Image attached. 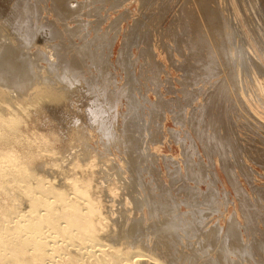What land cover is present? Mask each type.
Segmentation results:
<instances>
[{"label": "bare ground", "instance_id": "bare-ground-1", "mask_svg": "<svg viewBox=\"0 0 264 264\" xmlns=\"http://www.w3.org/2000/svg\"><path fill=\"white\" fill-rule=\"evenodd\" d=\"M125 1L110 0L111 7H121ZM164 1L160 5L166 8ZM158 2L140 0L142 7ZM106 3L12 0L8 11L0 9V264H264V201L263 205L254 202L251 194L256 189L263 199L264 186H254L251 180L250 192L236 170L240 166L253 173L244 154L254 144L246 146L244 130L238 129L236 111L241 108L231 102L230 81L225 85L222 77L219 83L217 78L210 81L221 76L224 66L220 64L226 63L214 55L220 50L214 46L213 54L204 31L197 30L194 41L192 23L191 29H181L193 20L183 3L170 25L160 31V38L148 24L160 7V11L149 9L152 14L132 15L127 8L110 16L102 12ZM129 17L133 22L125 27ZM204 23L207 27L205 19ZM46 27L51 40L47 38L42 46L37 37ZM227 33L232 37V31ZM248 63L243 67L249 74ZM168 66L183 73L174 76ZM119 68L124 72L122 81L116 72ZM228 72L226 77H231ZM147 79L156 98L147 95ZM237 84H231L235 93ZM82 97L88 100L84 98L89 122L77 117L81 114L74 115L71 137L47 124L48 117L43 121L39 116L46 102L68 101L75 106ZM250 108L257 118L264 117V111ZM244 112L242 116L248 118ZM169 114L176 124L187 126L165 128L162 122ZM164 130L181 148L178 154L156 149L162 141L158 134ZM196 138L201 139L203 152ZM257 149L253 159L264 168V147ZM219 167L234 190V206L224 228L209 219L220 206L221 188L210 185L220 177ZM201 182L209 184L210 191ZM222 184L227 195L230 190ZM256 216H260L257 221Z\"/></svg>", "mask_w": 264, "mask_h": 264}, {"label": "rangeland", "instance_id": "rangeland-1", "mask_svg": "<svg viewBox=\"0 0 264 264\" xmlns=\"http://www.w3.org/2000/svg\"><path fill=\"white\" fill-rule=\"evenodd\" d=\"M73 1H75V0H73ZM161 1H164V0H161ZM166 1V0H165ZM164 1V2H165ZM171 1V2H170ZM175 1V0H174ZM174 1L173 0H167L166 2L169 4V6H170V9H169V7H168V4H167V7L166 8H164L162 5H160V0H159V2L158 3H155V5H150V6H145V7H142L141 6V3H140V0H126L125 2H124V5L123 6H121V7H118V8H112L111 7V2H110V0H108V3H106L105 4V7L102 9V12L104 13V14H109L110 16H114V15H117L118 14V12H122V11H124V10H126L127 8H128V11H130L131 12V14L132 15H143L142 14V12L143 13H147L148 12V14H152L151 12L152 11H160V8L162 9L160 12H153V15H155V19L153 20V21H148V24H150V27L151 28H155L156 30L154 31L155 32V35H156V37L157 38H160L159 36H160V31L162 30V28L163 27H167V25H170L169 23H170V21H171V19H172V15L175 13V11L176 10H179V9H181V5H182V3H183V6H185L186 8L185 9H187V10H189V11H187L188 13H192V17H193V20L192 19H190V24H189V26H182L181 27V29L182 28H185V30H188V29H191V27L190 26H192V24H193V29H191L192 31H194V29L196 30V33H191L190 35H193L192 37L193 38H196V40H194V41H197V39H198V36H199V32L197 33V30L198 31H201L202 32V34H203V31H204V33L206 34V35H204L205 37H204V39H206V41H207V38H208V41H209V43L208 42H206L208 45H209V47L210 46H212V52H213V54H214V50L215 49H217L216 51H218V50H220L221 51V48H222V51L220 52V51H218V55H216L217 54V52H216V54H214L215 55V57L217 56V58H218V56H220L219 58H218V60L219 59H221V61H223L224 62V60H225V62L226 63H222V62H220V63H222V64H220V66H221V68H222V65L224 66L222 69H223V72H221V76H215V77H211V82L212 83H214V81H215V79L217 78V79H219V80H217L216 79V81H217V83H219L220 81H221V77L222 78H224L223 79V81H224V85L225 84H227L229 81L230 82H232L231 84H232V86H234V84H237L238 82V84H237V87L238 88H236V93L238 94V95H236V93H235V91L233 90V88H232V86H231V84H230V82L228 83L230 86H228V88L229 89H231V90H229L228 89V91L230 92L231 91V96H233V97H231V102L233 103V104H235V102H237L236 104H238V105H236V107L237 106H239V107H237V108H239L240 109V111H239V113H238V111H236L237 112V118H238V120H237V118H236V121H237V123L239 124H237L238 125V129H240L241 131L242 130H244V131H242L241 132V134L246 138V140H245V142L244 143H246L245 145L246 146H250V145H248V144H251V145H253V149H251L250 150V152L248 151H246L247 152V154L245 153H243L244 154V158H245V160H246V162L250 165V168H251V171L253 172L251 175L250 174H248L247 172H245V169L243 170V169H240L239 167L240 166H238L237 167V173H238V177H239V179H240V181H241V184H243L244 186L246 185V187L250 190L251 189V186H250V181L251 180H253V183L255 184H253L254 186H259V187H263L264 186V176H262V175H264V168H263V165H262V163L261 164H259V163H257V161L255 162V159H253L254 158V155L255 154H257L258 153V146L259 145H261V146H263L264 147V117H260V119L259 118H257V116L255 115V114H252L251 113V108L250 107H252V109H254V110H262V111H264V73L263 74H261L262 75V77H261V75L259 74V70H260V67H262V66H260V65H262L263 64V68H261V70H263L264 69V20L262 19V18H264V14H259V13H264V0H218V1H216V0H196V3H198V5L195 3V5H194V3L193 2H195V0H193V1H191V0H176L177 2H175L174 3ZM188 1H189V3H188ZM192 3H191V2ZM210 2V4H209V2ZM211 1H213L212 3H211ZM220 1V3L218 4V2ZM228 1V2H227ZM248 1V2H247ZM257 1V2H256ZM129 2V3H128ZM185 2H186V4H185ZM207 2V3H206ZM240 4H239V3ZM251 2H252V4H251ZM253 2H254V4H253ZM258 2H260V3H258ZM11 3H12V0H0V9H3L4 11H8L9 9H10V5H11ZM179 3H181V5L179 4ZM202 3V4H201ZM215 3H217L216 5H215ZM223 3V4H222ZM247 3V4H246ZM140 4V5H139ZM174 4V5H173ZM177 4V5H176ZM188 4H190V7H189V5ZM193 4V5H192ZM201 4V5H200ZM212 4H213V7H212ZM230 4V5H229ZM249 4V7L247 6ZM257 4V5H256ZM259 4V5H258ZM261 4V5H260ZM158 5V7H156ZM179 5H180V7H179ZM202 5H203V7H202ZM205 5V6H204ZM206 5H207V7H206ZM221 5V6H220ZM229 5V6H228ZM253 5V6H252ZM155 6V7H154ZM162 6V7H161ZM182 6V7H183ZM189 8H188V7ZM193 6V7H192ZM194 6H198V7H200L201 6V8L200 9H198V7H197V10H195L194 11V8L196 9V7H194ZM241 6V7H240ZM257 6H258V9H257ZM260 6V7H259ZM141 7V8H140ZM160 7V8H159ZM171 7H172V9H171ZM179 7V8H178ZM215 7H217V9L215 8ZM219 7V8H218ZM222 7V8H221ZM227 7V8H226ZM229 7V8H228ZM130 8V9H129ZM146 9L145 11H143L144 9ZM163 8L165 9V10H163ZM202 8H204L203 10H202ZM211 8H212V10H213V12H212V10H211ZM260 8H262L261 10H259ZM106 9V10H105ZM148 9V10H147ZM149 9H151L150 11H149ZM154 9V10H153ZM182 9H184V7L182 8ZM191 9V10H190ZM253 9V10H252ZM109 10V11H108ZM169 10V11H168ZM198 10H200L199 12H197ZM215 10V11H214ZM255 10V11H254ZM258 10V11H257ZM142 11V12H141ZM206 11V12H205ZM224 11V12H223ZM262 11V12H261ZM162 12V13H161ZM168 12V13H167ZM196 12V13H195ZM204 12V13H203ZM218 12L220 13V14H218ZM256 12L259 14H256ZM141 13V14H140ZM163 13H164V17L162 16L163 15ZM166 13V14H165ZM190 13V14H191ZM199 13V14H198ZM203 13V14H202ZM211 13H213V14H211ZM252 13V14H251ZM160 14V15H159ZM200 14H202V16H203V18L205 19V22L206 23H208V24H206V26L207 27H205V26H203V24L202 23H204V19L203 20H201L202 18H200V17H202V16H198V15H200ZM210 14V15H209ZM216 14V15H215ZM224 14V15H223ZM247 14V15H246ZM250 14V15H249ZM205 15V16H204ZM213 15V16H212ZM217 15H218V17H217ZM249 15V16H248ZM53 16V14L51 15V17ZM158 16V17H157ZM197 16V17H196ZM209 18H208V17ZM222 16V17H221ZM254 16V17H253ZM157 17V18H156ZM161 17H163V18H161ZM199 17V18H198ZM207 17V18H206ZM217 19H216V18ZM254 19H253V18ZM260 19H259V18ZM262 17V18H261ZM220 18V19H219ZM224 20H223V19ZM231 18V19H230ZM246 18V19H245ZM252 18V19H251ZM256 18V19H255ZM92 19H94V17L92 18ZM157 19V20H156ZM208 19V20H207ZM213 19H214V22H213ZM226 19V20H225ZM161 20V21H160ZM255 20V21H254ZM260 20V21H259ZM158 21V22H157ZM191 21H193V22H191ZM199 21V22H198ZM209 21H211V22H209ZM226 21L228 22V24L229 23H231V24H227L226 23ZM252 21V22H251ZM257 21V22H256ZM129 22H133V18L132 17H129L125 22H124V26L125 27H127L128 25H129ZM154 22V23H153ZM221 22H222V24H221ZM263 22V23H262ZM159 23V24H158ZM192 23V24H191ZM210 23V24H209ZM236 23V24H235ZM154 24H156L157 26L155 27V25ZM205 24V23H204ZM259 24H260V26H259ZM211 25H213V26H210ZM215 25V26H214ZM228 26V27H226V26ZM254 25V26H253ZM103 26H107V22H105L104 24H103ZM202 26V27H201ZM218 26V27H217ZM222 26V27H221ZM258 26V27H257ZM204 27V28H203ZM221 27V28H220ZM254 27H256V28H254ZM207 28H209L208 30H206ZM211 28H213L214 29V31H216L215 33H213L214 31H213V29H211ZM229 28V29H228ZM234 28V29H233ZM201 29H203V30H201ZM211 29V30H210ZM223 29V30H222ZM227 29V30H226ZM258 29V30H257ZM261 30V31H260ZM45 31V32H44ZM205 31H209L208 33L207 32H205ZM225 31H226V33H225ZM228 31H232L233 32V35H232V37L231 36H229V33H227ZM244 33H243V32ZM256 31V32H255ZM260 31V32H259ZM241 32V33H240ZM45 33V34H44ZM217 33V34H216ZM222 33H225V34H222ZM40 34V35H39ZM39 34H38V37H37V39H38V42H39V44H41L42 46H45V44H46V42H47V40L48 39H50V37H49V29L46 27L45 29H43V30H41V32H39ZM48 34V35H47ZM196 34H197V36H196ZM208 34H209V36L211 35V37H212V34H213V36L215 37L216 36V38H212V40L214 39V41L215 42H219L218 44L219 45H217L216 46V43L214 42V41H210V39H211V37H209L208 36ZM216 34V35H215ZM220 35V36H217V35ZM228 34V35H227ZM255 35V36H254ZM257 35V36H256ZM206 36H208V37H206ZM191 37V36H190ZM217 37H218V40L216 41L215 39H217ZM231 37V38H230ZM239 37V38H238ZM48 38V39H47ZM210 38V39H209ZM260 38H262V39H260ZM167 39H169V38H167ZM246 39V40H245ZM51 40V39H50ZM77 40L80 42V39L79 38H77ZM220 40V41H219ZM262 40V41H261ZM246 41V42H245ZM212 42L213 43H215V44H212ZM223 44H222V43ZM224 42H225V44H224ZM237 42V43H236ZM248 42V43H247ZM119 43H120V41L118 42V44H117V46L119 45ZM44 44V45H43ZM228 44V45H227ZM230 44V45H229ZM234 44H235V47H233L232 48V46H234ZM240 44V45H239ZM226 45V46H225ZM232 45V46H231ZM238 45V46H237ZM244 47H243V46ZM215 46V47H214ZM219 46L221 47V48H219ZM230 46V47H229ZM241 48H240V47ZM215 49H214V48ZM227 47V48H226ZM235 48V49H234ZM240 48V49H239ZM246 48V53H242V50L243 49H245ZM262 48V49H261ZM214 49V50H213ZM224 49V50H223ZM227 49H228V51L229 52H231V53H229L228 51H227ZM230 49V50H229ZM233 49V50H232ZM234 50L236 51V53L237 54H233V52H234ZM137 51V50H136ZM226 51V52H225ZM237 51H239V53L237 52ZM249 51V52H248ZM204 52V51H203ZM222 52H223V54H222ZM242 54H241V53ZM229 53V54H228ZM220 54V55H219ZM221 54H222V56H221ZM231 54V55H230ZM247 54V55H246ZM177 55V57L178 58H180L179 57V55L178 54H176ZM230 56V57H229ZM232 56V57H231ZM238 56V57H237ZM241 56V57H240ZM246 56V57H245ZM160 57H161V59L162 58H164V60L167 62V59H166V56H165V54H161L160 55ZM240 57V58H239ZM226 58H227V60H226ZM229 58V59H228ZM230 58H233V59H231L230 60ZM250 58V59H249ZM223 59V60H222ZM248 59V60H247ZM197 60V59H196ZM244 60V61H243ZM247 60V61H246ZM252 60V61H251ZM142 61H144V60H142ZM198 61V60H197ZM229 63H228V62ZM251 62V63H248V65H249V74L247 73V71L245 72V69H244V62ZM259 61L260 62H262L260 65H258L259 64ZM240 62V64L238 65V63ZM234 63L236 64V66L235 67H237V66H239V69H238V67L237 68H235L234 67ZM258 63V64H257ZM226 64V65H225ZM231 64V65H230ZM257 65V66H256ZM228 66H230L229 68H228ZM252 66V67H251ZM256 67V68H255ZM243 68V69H242ZM168 69H169V71L174 75V76H178L179 74H181V73H183L182 72V70L181 71H179V70H177V69H175V68H173V67H171L170 66V68H169V66H168ZM251 69V70H250ZM253 69V70H252ZM177 70V71H176ZM233 70H236V74H234V71L232 72ZM243 70H244V73H243ZM227 71V72H226ZM228 71H230V75H231V77L230 76H227L228 78H230V80L229 79H226L227 77H226V75H229V72ZM242 71V72H241ZM258 71V72H257ZM116 72H117V74L119 75V78H120V80L122 81L123 80V78H122V75H124V72H123V70L122 69H117L116 70ZM227 74H226V73ZM238 72V73H237ZM263 72H264V70H263ZM122 74V75H121ZM225 74V75H224ZM232 74H233V76H232ZM237 74L239 75L238 77H237ZM246 74V75H245ZM250 76H248V75ZM162 75H163V77L166 75V73H162ZM224 75V76H223ZM180 76V75H179ZM252 76V77H251ZM166 77V76H165ZM219 77V78H218ZM235 77V78H234ZM244 77V78H243ZM231 78H233V79H231ZM236 78H237V80H236ZM246 78H247V80H246ZM210 79V78H209ZM209 79H208V81H209ZM239 79V80H238ZM251 79V80H250ZM214 80V81H213ZM228 82H227V81ZM244 80V81H243ZM209 81V82H210ZM145 82H146V85H148L149 86V90H148V92H147V95L149 96V97H151V98H156V96H155V93L153 92V90H152V88H153V85H152V83H151V81H149L148 79L147 80H145ZM148 82V83H147ZM226 82V83H225ZM244 82V83H243ZM244 84V85H243ZM152 86V87H151ZM245 88H244V87ZM249 87V88H248ZM151 88V89H150ZM238 89V90H237ZM245 89V90H244ZM248 89V91H246ZM248 92V93H247ZM168 94V93H167ZM238 96V97H237ZM242 96V97H241ZM249 96V97H248ZM201 97H203L202 95L200 96V98ZM235 97V98H234ZM239 97H240V99L241 100H239ZM259 97V98H258ZM262 97V98H261ZM78 98V97H77ZM83 99H81V100H79L78 101V105L76 104L75 106H72V105H74V104H72V103H69L68 101H59V100H54L53 102H46L45 103V106H44V111H43V113L42 114H39V116H43L42 118H43V121H44V119H45V117H48L47 118V121L48 122H46L47 124L48 123H52L53 125H55V126H53L54 128H56V129H59V130H62L63 131V133L66 135V136H68V137H71V131L69 130V129H72L73 128V125L71 126V125H69V124H74L73 123V116L74 115H76L77 116V114L78 115H82V117H81V115L80 116H77V117H79L81 120L83 119V121L84 122H86V123H88L89 122V120H87L89 117H88V114H87V109H85V108H87V107H85L87 104H86V101H87V103H88V100H87V97L85 98V97H82ZM86 99V101H85V99ZM232 98H234L233 99V101H232ZM80 99V98H79ZM260 99V100H259ZM236 100V101H235ZM237 100H239V102L237 101ZM245 100V101H244ZM241 101H243L242 103L243 104H240V102ZM261 101H262V103H261ZM82 103V104H80L79 105V103ZM68 103V104H67ZM51 105V106H49V105ZM55 105V106H53V105ZM85 104V105H84ZM245 104V105H244ZM247 104V105H246ZM63 105H64V109H61V108H63ZM57 106V107H56ZM60 106V107H59ZM71 107V109H70V107ZM77 106H78V108H77ZM244 106V107H243ZM248 106V107H247ZM49 107V108H48ZM58 107H59V109H58ZM79 107H81V108H79ZM243 107V108H242ZM250 108L249 110H247L246 108ZM48 108V109H47ZM50 108H53V109H50ZM236 108V109H237ZM62 110V112H61V110ZM68 109V110H67ZM73 109V110H72ZM76 109H78V111L76 110ZM123 109V107L121 108V110ZM239 109H237V110H239ZM51 110H52V113H51ZM58 110V111H57ZM70 110V111H69ZM72 110V111H71ZM80 110V111H79ZM86 110V111H85ZM247 112H246V111ZM41 111V110H40ZM241 111H245L244 113H245V115L246 116H248V118L247 117H245L244 116V114H243V116L245 117V118H247V120L242 116V114L241 113H243V112H241ZM44 112H46V113H44ZM58 113V115L56 114V113ZM73 112V113H72ZM77 112V113H76ZM241 112V113H240ZM76 113V114H75ZM248 113H250L251 114V116H249L250 114H248ZM45 114V115H44ZM50 116H48V115ZM67 114V115H66ZM87 114V115H86ZM239 114V115H238ZM47 115V116H46ZM56 115V116H55ZM62 115V116H61ZM65 117H64V116ZM72 115V116H71ZM241 115V117H239ZM254 115H255V117H254ZM57 116H59V117H57ZM250 117V118H249ZM57 118V119H56ZM59 118H62V120L61 119H59ZM65 120H64V119ZM67 118H69V120L67 119ZM173 117L171 116V114H169V116L167 117V119H165L163 122L161 121V118L159 119L158 118V122H162V124L165 126V128H167V127H173V128H175V129H181V127H183V129L187 126L186 124V126L184 125V126H182L181 124L179 125V124H176L175 123V121H174V119H172ZM244 120H242V119ZM48 119H50V120H48ZM59 119V120H58ZM255 119H258V120H256L255 122H257V124L259 123V120H260V122L263 124V126H262V129H261V126H260V130H259V125L261 124V123H259L258 125L257 124H255V122H253ZM61 120V122H58V121H60ZM72 120V121H71ZM251 120V121H250ZM253 120V121H252ZM51 121V122H50ZM68 121V122H67ZM71 121V122H70ZM239 121V122H238ZM243 123H242V122ZM246 121V122H245ZM253 122L254 123V126H253V123H250V122ZM70 122V123H69ZM246 124H245V123ZM59 123H61V124H59ZM242 123V124H241ZM248 123H250V124H248ZM63 124V125H62ZM65 124V125H64ZM243 124H245V125H243ZM61 125H62V127H61ZM251 125V126H250ZM255 125H257V126H255ZM154 126V125H153ZM240 126V127H239ZM242 126H244V127H242ZM66 127V128H65ZM70 127V128H69ZM155 127H156V124H155ZM242 127V128H241ZM248 127H250V128H248ZM255 127H257L258 128V130H257V128H255ZM247 130H246V129ZM252 128V129H251ZM249 129H250V131H249ZM256 129V130H255ZM245 130H246V132H250V134H248V133H246L245 132ZM255 130V132H253V131ZM262 130V131H261ZM67 131V132H66ZM247 134V135H244V134ZM68 134V135H67ZM256 134V135H255ZM260 134H263V135H260ZM159 135V137L162 139V141L161 142H159L155 147H156V149L160 152V153H162V152H165V153H174V154H178L179 153V151H180V147H179V145L174 141V137L173 136H170V134L168 133V130H164L163 132H161V133H159L158 134ZM172 135V134H171ZM255 135V136H254ZM260 137H258V136ZM162 136H165V138H162ZM95 137H98V136H95ZM257 137V138H256ZM263 137V138H262ZM169 138V139H168ZM255 140H254V139ZM249 139V140H248ZM256 139H258V140H256ZM262 140V142H260ZM169 141V142H168ZM199 141H201V139L199 140V138H196V143H197V146L202 150V147H203V143L202 142H199ZM254 141H258V142H255L254 143ZM201 143V144H200ZM259 144V145H258ZM100 146L102 147L103 145L102 144H100ZM255 147V148H254ZM257 147V148H256ZM104 148V147H103ZM204 151V147H203V150L201 151V152H203ZM253 151V152H252ZM113 152H115L116 154H119L118 153V151L115 149V148H113ZM256 152V153H255ZM205 153V152H204ZM203 153V154H204ZM251 153V154H250ZM248 154H250V156L248 155ZM251 157V158H249V157ZM256 156V155H255ZM203 157H204V159H206L207 160V156H205V155H203ZM250 160H249V159ZM252 160V161H251ZM162 163V167L164 168V169H166L165 167V164L163 163V162H161ZM109 167H110V165H109ZM254 167V168H253ZM240 169V170H239ZM219 175H220V177L216 180V181H214L215 179L214 178H212V179H214L213 180V183L212 184H210V185H213V186H217V187H220L221 188V191H220V194H219V203H218V206H219V209L217 210V211H214L213 213H212V215L210 216V220L211 221H218V222H221V224L223 225V228H224V226H226L227 224H228V217H229V211L231 210V209H233V198H234V190H233V188H232V186H231V184L229 183V181L227 180L228 178H227V176H226V174L223 172V170H221L220 169V167H219ZM244 171L242 174H244V176H245V174L247 175V176H243L242 174H241V172L242 171ZM257 170V171H256ZM112 171V170H111ZM253 175V176H252ZM249 176H250V178H249ZM147 177H149V176H147ZM166 177V176H165ZM166 178H168V177H166ZM247 180H246V179ZM256 178V179H255ZM250 179V180H249ZM258 179V180H257ZM222 181V182H221ZM223 181H224V183H225V185L228 187V189L230 190L229 191V193L227 194L230 198L229 199H231V200H228V201H230V202H228L227 201V195H225V194H223L224 192L222 191L223 190ZM248 181V182H247ZM207 182V181H206ZM206 182H201L200 184H201V187L203 188V189H206V191H210V189L211 188H209L207 185H209V184H207ZM250 182V183H249ZM256 182V183H255ZM210 183V182H209ZM216 183H217V185H216ZM249 183V184H248ZM121 184H123V182H121ZM260 184H261V186H260ZM124 186H126V187H129L130 186V184H126V183H124L123 184ZM129 185V186H128ZM209 189H208V188ZM264 188V187H263ZM256 189H252V199H253V201L254 202H256V203H260V204H262L263 205V202H262V200L264 201V198L263 199H260L261 197L260 196H258V194H256ZM250 192H251V190H250ZM254 196V197H253ZM224 197V198H223ZM255 197H258L257 199L255 198ZM223 200H222V199ZM236 199V198H235ZM227 201V202H226ZM259 201V202H258ZM220 202H221V204H220ZM224 203V204H223ZM225 203H226V205H225ZM225 205V206H224ZM227 206H228V208H227ZM221 208V209H220ZM263 212H264V205H263ZM225 210V212H224V210ZM221 210H223V211H221ZM228 210V211H227ZM225 213V215L224 214H222V213ZM220 214H221V218H219L220 217ZM222 215H224V216H222ZM214 217V218H213ZM258 219H257V218ZM255 217V220L257 221V220H259V218H260V216H256ZM211 218H213V219H211ZM225 218V219H224ZM219 219V220H218ZM226 229V228H225ZM225 229H223V231L225 230ZM254 251H256V250H254ZM255 254H256V256H258L259 254L261 255V253H258L257 251L256 252H254ZM214 254H216V253H214ZM217 256V255H216ZM245 264H249V262H246Z\"/></svg>", "mask_w": 264, "mask_h": 264}]
</instances>
